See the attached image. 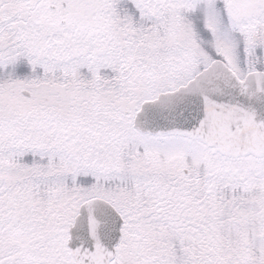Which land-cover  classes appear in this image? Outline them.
Masks as SVG:
<instances>
[{
	"label": "snow or ice",
	"instance_id": "1",
	"mask_svg": "<svg viewBox=\"0 0 264 264\" xmlns=\"http://www.w3.org/2000/svg\"><path fill=\"white\" fill-rule=\"evenodd\" d=\"M0 264H264V0H0Z\"/></svg>",
	"mask_w": 264,
	"mask_h": 264
}]
</instances>
